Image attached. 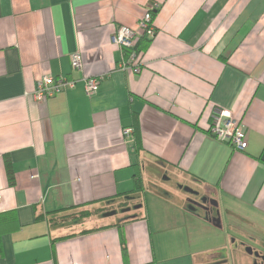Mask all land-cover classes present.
<instances>
[{
    "label": "crops",
    "instance_id": "1",
    "mask_svg": "<svg viewBox=\"0 0 264 264\" xmlns=\"http://www.w3.org/2000/svg\"><path fill=\"white\" fill-rule=\"evenodd\" d=\"M155 2L156 34L141 36ZM121 25L139 33V71L120 67L131 53L112 41ZM47 75L75 84L37 101ZM99 75L88 95L85 79ZM216 108L243 123L246 149L210 134ZM138 167V218L51 221L131 192ZM8 211L19 225L0 234V264H228L248 247L235 231L264 246V0H0Z\"/></svg>",
    "mask_w": 264,
    "mask_h": 264
},
{
    "label": "built area",
    "instance_id": "2",
    "mask_svg": "<svg viewBox=\"0 0 264 264\" xmlns=\"http://www.w3.org/2000/svg\"><path fill=\"white\" fill-rule=\"evenodd\" d=\"M160 8V3L155 2L150 5L145 16L139 21L138 27L141 36L154 37L156 28L153 23L154 12ZM139 33L134 29L121 25L115 34L112 36V41L120 46L122 49L131 50L129 57L124 56L120 67L123 69L140 70V63L138 62V54L133 50L136 37ZM72 67L76 70L82 68V58L79 53H75L72 57ZM104 75L91 76L85 79V90L88 95L95 94L100 87ZM74 80H69L65 77H55L47 75L38 80L37 86L33 92V98L37 101H43L47 98L53 97L67 88L73 87ZM132 128L125 129L124 133L130 135ZM210 134L216 140L229 144L237 150H244L248 146L246 129L240 120L234 118L232 113L227 109L216 108L212 114V122L210 126Z\"/></svg>",
    "mask_w": 264,
    "mask_h": 264
},
{
    "label": "trees",
    "instance_id": "3",
    "mask_svg": "<svg viewBox=\"0 0 264 264\" xmlns=\"http://www.w3.org/2000/svg\"><path fill=\"white\" fill-rule=\"evenodd\" d=\"M155 12H154V14H155ZM139 47L140 46H138V45H134V49L137 52L139 51ZM136 141L138 143L137 146L141 148V140H140L139 136L137 137ZM6 165H7L9 177H10V179H13V170H12V166H11V161L9 160L8 157L6 159ZM134 177H135L134 178L135 179L134 180V182H135L134 189L129 193L118 194L119 199H121L125 205L127 204V206H128L127 209H129V206L131 204L130 202H134L135 200H139V203H135L134 208L136 206L140 205L142 202L141 193L144 192L145 184H144V179H143V176L141 174V170L139 169V167L136 169ZM116 199L117 198H114L113 201H115ZM108 201H111V200H108ZM89 204H83V205H81V207L89 205ZM78 207H80V205L53 211L52 213L56 214L57 216L52 218L51 221L53 223H62L67 219L81 221L82 219L88 218L92 215H98L99 214L98 209H100V207L77 210ZM122 212L124 213L125 210L123 209ZM104 214L106 216H110L112 214H116V212L115 211L105 212L102 215H104ZM138 217H139V214H135L133 216H124V218H122V219L123 220H125V219L131 220V219H136ZM18 225L19 224L17 221V214L15 211H8V212L0 214V234L12 231V230L16 229L18 227ZM123 251H124V253L126 251L125 245L123 246Z\"/></svg>",
    "mask_w": 264,
    "mask_h": 264
},
{
    "label": "rangeland",
    "instance_id": "4",
    "mask_svg": "<svg viewBox=\"0 0 264 264\" xmlns=\"http://www.w3.org/2000/svg\"><path fill=\"white\" fill-rule=\"evenodd\" d=\"M166 185H168V183H165ZM148 192H150L151 190L148 187ZM130 206L129 209L127 204L125 205L123 203V201L121 199H116L115 201L112 202H107L104 203L99 210V215H102L105 212H112L115 211L116 212V218H120V217H124V216H133L135 215V213L138 212L137 209L134 208L135 203H139V200H135L134 202H130ZM125 210V212L123 213L122 210ZM233 232V231H232ZM242 234L238 233V232H234L232 233V237H235L237 239H240L241 241L245 242L246 245H248V247L254 248L256 250V252H261L264 251V246L261 243L256 242L255 240H252L250 238H243L242 236H240ZM239 243V240L237 241L236 245ZM243 245V244H242ZM248 247H243L241 250V252H238L235 256L234 253V257L233 258H229V262L228 264H253L254 263V258L256 254H250L247 251ZM230 257V255H229Z\"/></svg>",
    "mask_w": 264,
    "mask_h": 264
},
{
    "label": "flooded vegetation",
    "instance_id": "5",
    "mask_svg": "<svg viewBox=\"0 0 264 264\" xmlns=\"http://www.w3.org/2000/svg\"><path fill=\"white\" fill-rule=\"evenodd\" d=\"M197 197H198V204L200 203L202 207H208L210 206V202L211 201H208L206 197H203V196H200L199 193H197ZM253 255L256 254V252L254 251L252 253ZM253 264H264V254L259 252L258 254L255 255V258H254V263Z\"/></svg>",
    "mask_w": 264,
    "mask_h": 264
},
{
    "label": "water",
    "instance_id": "6",
    "mask_svg": "<svg viewBox=\"0 0 264 264\" xmlns=\"http://www.w3.org/2000/svg\"><path fill=\"white\" fill-rule=\"evenodd\" d=\"M247 250L250 252V253H253V250L251 247H248ZM256 254H258V252H256Z\"/></svg>",
    "mask_w": 264,
    "mask_h": 264
}]
</instances>
